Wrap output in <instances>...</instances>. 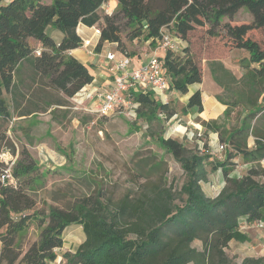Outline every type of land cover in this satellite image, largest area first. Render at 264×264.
Wrapping results in <instances>:
<instances>
[{"label": "trees", "instance_id": "trees-1", "mask_svg": "<svg viewBox=\"0 0 264 264\" xmlns=\"http://www.w3.org/2000/svg\"><path fill=\"white\" fill-rule=\"evenodd\" d=\"M108 1L0 0V155L7 144L16 152L7 134L14 115L28 116L47 109L30 96L36 94L30 90L33 84L40 81L73 96L93 82L90 66L70 53L81 46L80 24L101 25L98 51L108 42L127 55L131 53L124 33L127 40L140 38L157 46L164 29L186 42L197 27L208 26L211 36H220L223 29L234 47L249 52L243 61L249 58L259 63L247 73V88L253 98L250 104L256 109L246 112L241 124L228 131L226 140L232 146L223 160L213 161L208 152L159 135V142L186 173L179 194L172 185L152 183L144 185L138 194H126L115 202L97 193L63 207L50 204L37 208L35 194L46 185V173L32 153L23 149L12 167L14 182L0 177V264L56 261V249L64 246V232L72 224L83 227L85 240L75 252H63L57 264H264V255L246 256L235 263L226 250L233 239H245L240 231L245 221L264 219V181L259 179L264 176V132L253 122L264 98V47L250 35L255 29L264 32V0H116V9L102 15L99 10ZM242 8L251 13V21L223 22L224 17L232 20ZM49 27L62 32L60 41L50 34ZM31 38L40 46L36 47ZM189 48L183 49L184 54L167 50L160 56L171 89L182 94L203 80L202 63ZM132 95L139 104L136 116L149 123H163L176 113L170 102L162 101L152 90ZM55 103L67 106L64 99ZM185 109L204 111L201 90L190 95ZM202 124L212 126L206 120ZM213 128L218 131V127ZM251 135L255 137L253 147L248 145ZM237 155L255 163L241 177L230 175L233 166L229 161ZM5 168L0 157V176ZM219 169L226 185L212 197L202 183ZM34 222L41 231L26 249L22 234ZM196 240H201V248L194 245Z\"/></svg>", "mask_w": 264, "mask_h": 264}, {"label": "rangeland", "instance_id": "rangeland-1", "mask_svg": "<svg viewBox=\"0 0 264 264\" xmlns=\"http://www.w3.org/2000/svg\"><path fill=\"white\" fill-rule=\"evenodd\" d=\"M9 1L1 0V3ZM99 12L102 15L109 13L105 8H100ZM252 19L248 9L242 8L232 20L224 17L223 22L237 24ZM207 27H197L192 31L189 42L175 38L179 45L176 52L184 54L183 49L189 45L190 53L201 61L204 75L206 74L203 87L206 93H211L210 99L206 101V108L211 116L217 113L220 106L218 101H226L223 113L217 118H204L205 116H200L203 113L199 115L194 109L186 110L187 94L176 92L174 95L171 89L167 91L168 101L176 113L163 123L158 120L149 123L135 116L130 108L118 107L108 115L87 109L93 102L87 99L86 92L93 86L87 88L86 85L79 93L70 96L69 91H55L40 81L39 84L32 85L33 89L30 90H34L36 94L30 96L47 109H41L26 118L14 115L8 124L7 134L9 141L15 144L16 152L13 153L11 145L7 144L2 157L5 162H16L23 149H28L39 162L41 170L46 173V185L35 194L37 208H47L50 204L63 207L83 196L97 193H101L105 200L115 202L126 194H138L144 189V185L152 183L172 185L179 194L186 180V173L181 163L159 142V135L178 139L196 151L208 152L213 161L227 158V149L232 146L226 140L228 131L241 124L246 112L256 109L250 104L253 98L247 88V73L250 68L258 67L259 63L252 62L249 58L243 61V57H249V52L244 48L234 47L227 39L225 30L222 29L220 36H211ZM49 29L50 34L55 36L62 33H54L56 29L51 27ZM250 35L264 47L262 29L252 30ZM125 36L126 33L124 41L128 52L136 62L144 51L157 48L151 46L149 41L140 38L130 41ZM30 41L36 47L40 46L33 38ZM106 50L118 52L115 44L108 42L104 45V52ZM157 52L158 55H163L162 49H157ZM80 56L95 72L104 68L101 61L91 63L94 56ZM221 60L226 61L227 75L220 71L219 75L224 78L227 88L215 82L211 73L210 65H217ZM5 95L11 104L10 94ZM59 99L66 100L67 106L56 105L55 102ZM262 101L264 98L257 107L259 112L253 122L264 132ZM24 103L26 104L25 101ZM160 117L165 118V114H160ZM202 120L210 121L212 126H204ZM213 127H218V131ZM221 144H225V149L218 151ZM248 145H255L253 135L249 137ZM229 162L233 166L230 175L234 177L245 175L255 165L254 162H246L241 155L231 158ZM262 165L264 167V161ZM259 179L264 181V176ZM202 184L207 195L218 196L226 185L222 170L210 173L208 180ZM40 231L34 222L22 234L26 249L38 239ZM240 231L246 235L245 239H233L226 249L233 261L240 263L246 256L264 255V233L252 224L240 228ZM84 236V230L76 224L64 234L67 246L73 249L79 246ZM194 245L201 248V240H196ZM56 250L62 251L59 248Z\"/></svg>", "mask_w": 264, "mask_h": 264}, {"label": "built area", "instance_id": "built-area-1", "mask_svg": "<svg viewBox=\"0 0 264 264\" xmlns=\"http://www.w3.org/2000/svg\"><path fill=\"white\" fill-rule=\"evenodd\" d=\"M92 29V36L82 37L80 47L85 49L89 55L96 56L101 60V63L108 70L112 78V83L105 89L95 86L88 89L89 91L86 92V97L93 104L87 109L100 113L101 115H108L118 107H122V109L130 108L136 116L139 104L134 101L132 94L139 90H152L162 101L166 102L168 100L167 91L171 87L166 75V68L160 55H158L157 49H162L163 51L173 50L175 52L178 50L179 45L172 33L164 29L157 48L144 51L140 56V62L137 63L138 61L136 62L135 58L119 51V53L114 50H106L104 52V49L98 51L96 47L101 37V28L95 25L92 26ZM37 53L40 54V51H37ZM223 149H225V144H221L217 148L218 151H222ZM2 155L3 152L0 157L4 161ZM5 163L6 168L0 176L1 180L14 182L12 167L15 162ZM247 224L256 226L264 233V219L253 222L245 221L241 228Z\"/></svg>", "mask_w": 264, "mask_h": 264}, {"label": "crops", "instance_id": "crops-1", "mask_svg": "<svg viewBox=\"0 0 264 264\" xmlns=\"http://www.w3.org/2000/svg\"><path fill=\"white\" fill-rule=\"evenodd\" d=\"M117 5H118V3H117L116 0H109L107 3L103 4L101 8H105L106 11L110 13V12H112L113 10L116 9ZM49 28H50V27H49ZM51 28H52V27H51ZM52 29H54V28H52ZM48 30H50V29H48ZM54 30H55V29H54ZM56 30H57V29H56ZM56 30L54 31V33H57V32L59 33V32H61V31H59V30H58V31H56ZM77 30H78V33H80V35H81L82 37H91L92 34H93V29H92V27L87 26V25H85V24H80V25L78 26ZM52 36L55 38L56 41H60L61 38H62V36H63V34H62V33H59L58 36H55V35H52ZM38 44L40 45V42H39ZM109 44H112V43H109ZM113 45H114V44H113ZM103 49H104V47H103ZM150 50H151V49H150ZM147 51H149V50H147ZM70 53H71L72 55L76 56L77 58H79L81 61H83V60H82L80 54H84V55H86V56H87V54H88V53L86 52V50L83 49V48H81V47H78V48H76V49L71 50ZM88 55H89V54H88ZM140 56H141V55H140ZM96 60H98L99 62L101 61L98 57L94 56V57H93V60L91 61V63L95 62ZM137 61H138L137 63L140 62V57H139V59H138ZM83 62L87 64V62H85V61H83ZM100 63H101V62H100ZM214 64H215V63H213V64L210 65V66H211L212 77H213V79H214L215 82H217L221 87L225 88V87L227 86V84L225 83L224 78L221 77V75H219V71H220L222 74L227 75V64H226V61L221 60V61H218V62H217V65H214ZM101 65H103V64H101ZM205 66H206V64H205ZM103 67H104V68H103L101 71H96V72H95V70H93V69L91 68L92 73L94 74L95 78H94V80H93V82H92L91 84H88V85L86 86L87 88L90 87V86H95V87H105V88L110 86V84L112 83V78L110 77V74H109L108 70L105 68L104 65H103ZM97 76H98V77H97ZM204 82H206V74L204 75V70H203V80H202V82L194 83V84H191V85L189 86V92H188L187 95H186L187 101H188V98L190 97V95H192L195 91H197V90H201V91H202V96H203L204 111L201 112V113H203L202 115H200V113H199V115H200V116H203V117L205 116L204 118H208V119H209V118H217L218 116H220V115L223 113V111H224V109H225L224 104H225L226 101H223V102L218 101V103H220V106H219V108H218V110H217V113H216V115H212V116H211L210 113L208 112L207 108H206V101H207V99H208V100L210 99V97H211V93H210V92H208V93L205 92L204 87H203ZM170 89H171V88H170ZM170 89H169V90H170ZM171 90H173V89H171ZM173 91H174V95H176V94H177L176 92H178V91H175V90H173ZM178 93H179V92H178ZM167 97H168V93H167ZM220 100H221V99H220ZM221 101H222V100H221ZM166 102H169V101L167 100ZM186 103H187V102H186ZM225 105H226V104H225ZM28 116H31V115H28ZM26 117H27V116H21V117H19V118H26ZM72 225H74V224H72ZM72 225H69V226L66 228V230H67L69 227H71ZM76 225L81 226V225H79V224H76ZM81 227H82V226H81ZM82 229H83V227H82ZM66 230H65V232H66ZM65 232H64V234H65ZM84 234H85V233H84ZM84 240H85V236H84L82 242H83ZM82 242H81V243H82ZM81 243H80V244H81ZM80 244H79V246H80ZM0 246H1V243H0ZM79 246H78V247H79ZM78 247H77V248H78ZM77 248H76V249H73V248L67 246V243H66V240H65V237H64V246L61 247V248H59V250H62V251H58L59 256H58L57 260H56V261H50V262H48V264H57V262H59V261L62 260V255H61V254H62L63 252L68 251V250H70V251H72V252H75V251L77 250Z\"/></svg>", "mask_w": 264, "mask_h": 264}]
</instances>
